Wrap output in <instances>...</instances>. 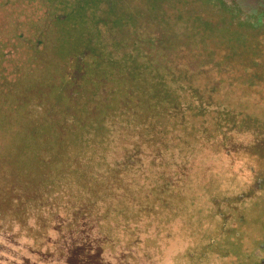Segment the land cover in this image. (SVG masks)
<instances>
[{"label": "rangeland", "instance_id": "rangeland-1", "mask_svg": "<svg viewBox=\"0 0 264 264\" xmlns=\"http://www.w3.org/2000/svg\"><path fill=\"white\" fill-rule=\"evenodd\" d=\"M88 11L0 0V264H264V97L242 83L213 103L162 71L173 51L216 74L211 58L264 48L176 13L132 57L120 23L93 46Z\"/></svg>", "mask_w": 264, "mask_h": 264}, {"label": "flooded vegetation", "instance_id": "flooded-vegetation-1", "mask_svg": "<svg viewBox=\"0 0 264 264\" xmlns=\"http://www.w3.org/2000/svg\"><path fill=\"white\" fill-rule=\"evenodd\" d=\"M88 5L91 19L97 20L93 21L95 33L90 36L95 48L94 39H99V43L104 44L101 37L110 33L112 26L118 27L117 23H120L119 26L124 28L122 44L125 46L130 38L133 39V48H128L132 57L139 53L144 41L155 42L154 50L157 52V39L163 36L164 28L167 32L173 31L176 13L183 22L195 25L206 42L212 40L219 45L237 40L238 45L240 42L250 43L253 48L252 44L255 42L258 48H264V5L251 0H88ZM112 12L117 14H111ZM111 19L116 21L111 22ZM151 48L153 49V46ZM182 52L180 55L173 51L165 58L167 69L162 71L181 77L184 86L196 88L202 91L204 96L210 97L205 99H211L213 103L219 102L230 86L237 87L242 83L247 86V89H242L243 93L250 92L255 97H264L263 89H259L253 81L257 76H264L263 52H244L249 58H244L243 54L236 51L229 57L211 58L210 64L223 65L216 68V74L205 67L210 61L209 58L203 57L205 53L200 52L198 56L192 57ZM243 59L248 60L241 68L243 74H239L238 71L241 70L230 65ZM250 63L252 67H248ZM214 76L216 78L213 82L208 83L209 78ZM218 92L219 98L216 99ZM259 102L264 103L262 98Z\"/></svg>", "mask_w": 264, "mask_h": 264}, {"label": "water", "instance_id": "water-1", "mask_svg": "<svg viewBox=\"0 0 264 264\" xmlns=\"http://www.w3.org/2000/svg\"><path fill=\"white\" fill-rule=\"evenodd\" d=\"M257 4H261V5H264V0H251Z\"/></svg>", "mask_w": 264, "mask_h": 264}]
</instances>
